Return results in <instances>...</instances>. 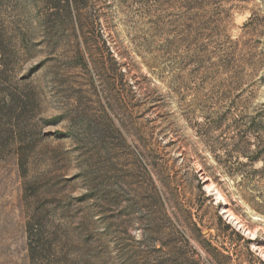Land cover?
I'll return each mask as SVG.
<instances>
[{
	"label": "rangeland",
	"instance_id": "374dc122",
	"mask_svg": "<svg viewBox=\"0 0 264 264\" xmlns=\"http://www.w3.org/2000/svg\"><path fill=\"white\" fill-rule=\"evenodd\" d=\"M0 40V264H264V0H0Z\"/></svg>",
	"mask_w": 264,
	"mask_h": 264
},
{
	"label": "trees",
	"instance_id": "16d2710c",
	"mask_svg": "<svg viewBox=\"0 0 264 264\" xmlns=\"http://www.w3.org/2000/svg\"><path fill=\"white\" fill-rule=\"evenodd\" d=\"M25 36L22 38V41L24 42L25 40ZM3 43V41L0 40V54L3 55L4 54V50L3 47L1 46ZM1 61V59H0ZM1 95V92H0ZM15 95L14 94H6L5 98L2 96H0V117H8L11 120L15 117H20L23 113H26L27 111V104L24 103V101H16L15 100ZM19 111V112H18ZM17 113V115H16ZM20 114V115H19ZM249 144H251L249 142ZM240 154H242L243 156H246V154L244 152H239ZM250 159L251 162L255 163L257 161L260 160V155L255 154V156H246ZM254 174H259L261 172H264V162H263V166L260 169H254L252 170ZM215 182L217 183V185H219V182L217 180H215ZM204 197L206 198L205 194L203 193ZM220 217V216H219ZM221 218V217H220ZM228 227H230L229 224H227ZM210 245V244H209ZM210 247H212L214 250H217V248L213 247L212 245H210Z\"/></svg>",
	"mask_w": 264,
	"mask_h": 264
},
{
	"label": "bare ground",
	"instance_id": "6f19581e",
	"mask_svg": "<svg viewBox=\"0 0 264 264\" xmlns=\"http://www.w3.org/2000/svg\"><path fill=\"white\" fill-rule=\"evenodd\" d=\"M213 190H215V187L214 186H211L210 188H209V190L208 191H213ZM223 197L221 196V195H219V199H222ZM225 212V211H224Z\"/></svg>",
	"mask_w": 264,
	"mask_h": 264
}]
</instances>
